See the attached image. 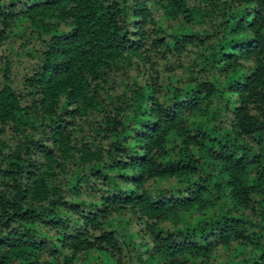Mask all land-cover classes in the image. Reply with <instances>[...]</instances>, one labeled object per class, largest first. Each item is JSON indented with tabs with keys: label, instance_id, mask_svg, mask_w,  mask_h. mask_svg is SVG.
I'll return each instance as SVG.
<instances>
[{
	"label": "trees",
	"instance_id": "1",
	"mask_svg": "<svg viewBox=\"0 0 264 264\" xmlns=\"http://www.w3.org/2000/svg\"><path fill=\"white\" fill-rule=\"evenodd\" d=\"M0 264H264V0H0Z\"/></svg>",
	"mask_w": 264,
	"mask_h": 264
},
{
	"label": "rangeland",
	"instance_id": "2",
	"mask_svg": "<svg viewBox=\"0 0 264 264\" xmlns=\"http://www.w3.org/2000/svg\"><path fill=\"white\" fill-rule=\"evenodd\" d=\"M13 45H14L13 46L14 52L9 53L8 51H2L1 55L3 56L7 55L8 58L12 59L13 61L12 79L14 81V86L18 89H21L23 76L28 72L29 67L31 66L33 61L30 56H26V55L21 56L20 54H17L19 51L17 42L13 43ZM159 57L160 56H158L157 59L156 58L154 59V63H151L149 65L146 64L142 65L144 67L140 68V70L144 72V76L147 77L155 76L156 74L154 71H157L158 75H166V74L177 75L180 73V71L177 68L176 61H173L172 63L168 64ZM136 74L138 75V73ZM139 75L141 76V73H139Z\"/></svg>",
	"mask_w": 264,
	"mask_h": 264
}]
</instances>
